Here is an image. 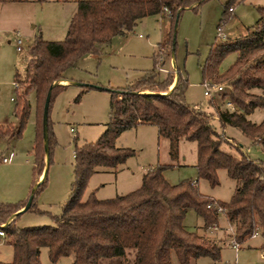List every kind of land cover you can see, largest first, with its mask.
Returning <instances> with one entry per match:
<instances>
[{"label":"trees","instance_id":"16d2710c","mask_svg":"<svg viewBox=\"0 0 264 264\" xmlns=\"http://www.w3.org/2000/svg\"><path fill=\"white\" fill-rule=\"evenodd\" d=\"M13 1L22 0H0ZM205 1L76 0L77 8L64 39L50 41L37 37L32 43L26 69L15 75L18 87L13 116L16 124H0V138L21 136L30 115L27 94L33 90V173L40 176L54 142L49 109L46 127L42 121L48 89L50 108L53 95L68 85L59 83L68 80L64 76L68 68L85 55L100 56L115 36L130 33L147 16L168 15L166 11H169L171 49L176 18L185 8H196ZM258 12L256 24L245 34L213 42L200 66L202 83L227 82V87L217 94L221 102L215 104L214 99L210 100L214 106L212 113L186 102L189 81L179 69L175 85L170 89L172 75L168 71L161 76L159 63L162 62L157 59L152 69L124 87L100 86L110 93L109 120L95 141L75 145L70 194L61 212L52 216L53 224L15 225L19 210L30 196L32 202L26 211L34 208V196L45 186L46 173L26 199L0 203V224L13 252L11 261L0 264H41L42 247L47 249L52 263L71 256L69 264H171L172 254L178 264H192L201 257L218 260L221 245L184 226L189 208L202 219V230L217 226L222 217L232 227L239 248L249 238L259 235V250L264 254V160L248 156L234 139L219 133L212 122L216 117L222 130L227 127L239 130L264 152V114L260 122L248 118L254 110L264 109V7L258 8ZM232 52L236 54L235 61L221 70L222 60ZM80 86V94L92 88L90 84ZM226 100L233 104V109L226 106ZM140 124L154 125L158 136L168 139L172 157L176 155L180 139L195 141L198 177L215 186L217 170L224 169L231 179L240 181L230 200L221 202L202 194L194 180L168 183L162 174L166 165L148 169L142 175L140 186L130 192L103 199L91 193L83 199L92 174L115 171L135 154L134 149L117 146L116 139L123 131ZM222 144L229 151L223 150ZM216 204L223 209L220 214Z\"/></svg>","mask_w":264,"mask_h":264},{"label":"rangeland","instance_id":"374dc122","mask_svg":"<svg viewBox=\"0 0 264 264\" xmlns=\"http://www.w3.org/2000/svg\"><path fill=\"white\" fill-rule=\"evenodd\" d=\"M264 7V0H206L196 8H185L178 17L175 35L174 60L170 55L169 19L156 15L145 17L127 36H115L110 46L102 49L100 56L85 55L74 66L68 68L64 76L71 83L50 102L49 120L54 134V142L49 157L45 158L42 177L37 181L33 173L34 156L32 147L35 139V96L30 90L27 98L30 115L20 137L0 138V152L12 151V162L0 163V203H15L26 198L46 173V184L34 196V208L21 212L15 219L18 227L52 225L53 215L61 212L74 179L73 162L75 145L95 141L105 129L109 120L110 93L106 90L89 89L80 94L81 86L74 82L98 84L107 88L124 87L142 74L152 69L159 58L172 75V84L177 78V69L184 72L189 84L185 100L192 106L212 113L215 104L221 101L216 93L203 94L200 66L203 64L213 42L232 40L252 29L259 18L258 8ZM227 8V9H226ZM75 10L74 0H22L0 2V124H16L13 108L16 97L15 75L22 74L30 57V47L41 34L42 39L58 41L64 39L70 16ZM224 10H227L224 14ZM220 28V30H218ZM20 40L17 51L16 41ZM165 44L164 51L157 45ZM236 58L235 53L227 54L221 62V70L227 69ZM174 68H176L174 70ZM166 72L162 71L161 76ZM219 84L227 87L226 81ZM171 87V86H170ZM254 91L260 92L255 89ZM79 95V99L76 100ZM227 101V100H226ZM223 105H225L223 103ZM264 109H256L248 118L260 122ZM219 133L234 139L242 151L251 158L264 160V152L259 145L251 142L237 129L227 127L222 130L216 117L212 120ZM73 129V132L70 130ZM230 139V140H231ZM117 146L134 149L135 154L117 168V172H96L90 176L83 199L91 193L99 198H111L125 194L141 184L142 175L157 165H166L163 176L170 184L183 180L197 181L198 190L221 202H227L240 181L231 179L224 169L217 170L218 184L211 186L207 180L198 177L195 167L196 142L180 139L176 155H170L167 138L158 136L151 124H140L123 131L116 139ZM229 151L225 144L221 147ZM201 218L189 208L183 221L187 230L195 231ZM9 222L7 220L5 223ZM217 229L207 230L206 237L217 240L221 237L220 257L214 261L201 257L192 264H264L258 247L259 235L235 250L225 243L229 241L231 226L221 217ZM205 236V235H204ZM12 247L0 237V262L12 260ZM41 264H69L71 256L61 257L52 263L47 249L40 248ZM171 264H178L174 254Z\"/></svg>","mask_w":264,"mask_h":264},{"label":"crops","instance_id":"0c3cea01","mask_svg":"<svg viewBox=\"0 0 264 264\" xmlns=\"http://www.w3.org/2000/svg\"><path fill=\"white\" fill-rule=\"evenodd\" d=\"M74 3H75V10H76V8H77V2H76V0H74ZM75 10H74V12H75ZM74 12H73V14H74ZM72 14V15H73ZM71 15V16H72ZM71 16H70V18H71ZM156 16H159V17H161V18H165V17H167L168 19H169V35H170V31H171V26H170V17L168 16V15H166V14H161V15H156ZM144 19V18H143ZM142 19V20H143ZM70 20V19H69ZM142 20H140L138 23H140ZM137 23V24H138ZM136 24V25H137ZM136 25L134 26V28L136 27ZM133 28V29H134ZM133 31V30H132ZM131 31V32H132ZM130 32V33H131ZM130 33H128V34H126V35H120V36H122V37H127ZM38 37H41V34H39V36ZM42 38V37H41ZM111 43H112V40H111V42H110V44L109 45H107V46H110L111 45ZM157 47H158V49H159V51L161 52V51H164L165 50V48H166V45L165 44H163L162 43V45L160 44V43H158V45H157ZM17 51H19V50H17ZM161 58V56L159 55V59ZM162 59V58H161ZM160 62H162V64L164 63V59L162 60V61H160ZM162 69H166L165 67H164V65H162V67H161ZM176 68H174V70H175ZM167 71V70H166ZM67 78V77H66ZM68 80H60L59 81V83H61V84H67V83H71L70 81V79L69 78H67ZM174 83H175V81H174ZM74 84V83H73ZM86 84H88V83H86ZM91 85H97V86H100V85H98V84H91ZM77 86H80V85H77ZM172 86V85H171ZM91 89H97V90H106V89H102V88H94V87H92ZM88 91V90H87ZM107 91V90H106ZM72 132H73V129H70ZM158 134V133H157ZM10 157V161L9 162H7V163H10V162H12L13 161V159H14V154H13V152L12 151H9L7 154H3L2 152H0V157ZM7 163H4V164H7ZM153 166H151V168H152ZM107 171H109V170H104V171H99V172H107ZM114 172H117V170H115ZM42 177V174L40 175V176H38L37 177V179H36V181L35 182H37L40 178ZM44 178V177H43ZM196 184H197V181H196ZM29 194V193H28ZM28 194H27V196H28ZM27 196H26V198H27ZM26 198H24V199H26ZM8 220H10V219H8ZM202 224H203V222H202V220H201V223H200V225L196 228V229H194L195 231H197V232H199L200 234H202V235H205L206 236V233L205 232H207V230H213V229H211V228H209V229H206V230H202ZM256 236V235H255ZM1 237V236H0ZM4 238V237H3ZM207 238H209V237H207ZM252 238H254V236L253 237H251V238H249L246 242H244V243H247L249 240H251ZM209 239H211V240H215V239H212V238H209ZM216 242H218V241H220L221 242V237H219L217 240H215ZM6 242V241H5ZM225 243H228V245H230V243H229V241L227 242V241H225ZM261 243V242H260ZM260 246V245H259ZM241 247V246H240ZM258 250H259V247H258ZM259 252H260V250H259ZM260 258L261 259H264V254H262L261 252H260Z\"/></svg>","mask_w":264,"mask_h":264},{"label":"built area","instance_id":"2783aa9c","mask_svg":"<svg viewBox=\"0 0 264 264\" xmlns=\"http://www.w3.org/2000/svg\"><path fill=\"white\" fill-rule=\"evenodd\" d=\"M166 13L169 15V11H166ZM218 30H220V28H218ZM20 44H21V41L17 40L16 41L17 50H20ZM159 60L161 61V58ZM161 71L166 72V70H164L162 68H161ZM13 84H14L15 88L18 87V84L16 82H14ZM202 85L204 87L203 94L205 96H210L212 93L218 94V93L222 92L224 90V88H225L224 86H222V84H216V83L211 84V83H208V82H204V83H202ZM225 104H226L227 107L233 109V104L231 102L226 101ZM9 161H10V157H4V156L0 157V163H7ZM214 206L216 207L217 213L220 214L222 212V210H223L221 205H217L216 204ZM2 227H3V224H0V236L4 237V231H3ZM217 228H218L217 226L211 227V229H217ZM230 229L232 231V234H231L229 243H230V245H231V247L233 249L238 250L239 249V244H238V242H236V240L233 237V229H232V227Z\"/></svg>","mask_w":264,"mask_h":264},{"label":"water","instance_id":"95a60500","mask_svg":"<svg viewBox=\"0 0 264 264\" xmlns=\"http://www.w3.org/2000/svg\"><path fill=\"white\" fill-rule=\"evenodd\" d=\"M177 20L178 19L176 18L175 23H174V27H173L172 47L170 50V55H171L172 60H174V44H175ZM175 82H176V80H175ZM74 84L75 85H88L86 83H79V82H74ZM174 85H175V83L170 87V89L173 88ZM90 86L94 87V88H101L100 86H97V85H91L90 84ZM49 100H50V88L48 89V91L46 93L43 108H42V121H43L44 127H46L47 119H48ZM44 145H45V148H47V139L46 138H44ZM31 202H32V197L30 196V197H28L24 207L21 210H19V212L20 213L25 212L30 207Z\"/></svg>","mask_w":264,"mask_h":264}]
</instances>
